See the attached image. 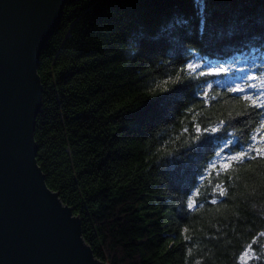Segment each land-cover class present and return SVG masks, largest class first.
<instances>
[{
    "label": "trees",
    "instance_id": "16d2710c",
    "mask_svg": "<svg viewBox=\"0 0 264 264\" xmlns=\"http://www.w3.org/2000/svg\"><path fill=\"white\" fill-rule=\"evenodd\" d=\"M262 53L264 0L66 4L40 58L37 161L98 259L264 264V154L220 167L264 148V108L187 69Z\"/></svg>",
    "mask_w": 264,
    "mask_h": 264
},
{
    "label": "water",
    "instance_id": "95a60500",
    "mask_svg": "<svg viewBox=\"0 0 264 264\" xmlns=\"http://www.w3.org/2000/svg\"><path fill=\"white\" fill-rule=\"evenodd\" d=\"M75 0H0V264H108L38 165L41 54Z\"/></svg>",
    "mask_w": 264,
    "mask_h": 264
},
{
    "label": "snow or ice",
    "instance_id": "6c2138e0",
    "mask_svg": "<svg viewBox=\"0 0 264 264\" xmlns=\"http://www.w3.org/2000/svg\"><path fill=\"white\" fill-rule=\"evenodd\" d=\"M199 65H193V64H188L187 65V69L192 72L195 73L197 71V69L199 68ZM238 71L240 72H245V69H238ZM229 72V69L224 68V67H218V68H214V69H209L206 72L205 71H201L199 73L200 76H219L221 74L227 75ZM238 80H244L245 76L241 75L239 77H237ZM248 80L251 81H255L257 79L260 80V84L259 86L256 83H249L247 85V88L244 86H240L237 85L235 87H231V91L233 93H241L242 95V99H244L245 101H249L251 103L252 106H254L255 108H264V76L261 77H257V76H253V75H249L247 77ZM209 88H211V85H208ZM255 89L256 90V95H250L247 94V89ZM222 123V122H221ZM260 129H264V122H261L260 124ZM257 130V132H259V130ZM218 129L217 128H212L211 131L212 132H216ZM207 131V130H205ZM196 132L200 133L201 129L199 127L196 128ZM251 139L255 142L258 139L257 135H253L251 137ZM261 141H264V137H260L259 138ZM255 151L258 155L259 154H264V148H260L258 147L255 143L248 145L247 149L245 150H241L240 152L234 154V155H230L228 157H226L225 159L227 161H229L228 163H222L220 165V167L224 170H227L231 167V163L230 161H243L245 158L248 159H253L254 157L251 155V153ZM217 155H219V153H217ZM217 175H219V173H217ZM217 189H220V195L223 196L224 195V190L220 188V185L217 184L216 185ZM213 203H216L215 200L212 201ZM191 206V205H190ZM262 235H264V233H262ZM249 250H251V246H249ZM247 257H248V252H245L241 257L240 260L242 261V264H247Z\"/></svg>",
    "mask_w": 264,
    "mask_h": 264
},
{
    "label": "rangeland",
    "instance_id": "374dc122",
    "mask_svg": "<svg viewBox=\"0 0 264 264\" xmlns=\"http://www.w3.org/2000/svg\"><path fill=\"white\" fill-rule=\"evenodd\" d=\"M196 65H199V70H204L207 68V66L210 67V69L218 68V67H224L229 69V72L227 75H225L224 83H227L229 81L232 85L237 86H244L247 88V85L249 83H256L258 86L260 84V80L257 79L255 81L248 80L247 77L249 75L261 77L264 76V53L256 55H249L244 57L235 58L233 60L221 62V63H213V62H206V63H196ZM238 69H245V72H240ZM224 75V74H221ZM244 75V80H238L237 77ZM247 91L252 92L256 95L255 89H247ZM251 256H254L252 252L249 251L248 258Z\"/></svg>",
    "mask_w": 264,
    "mask_h": 264
}]
</instances>
